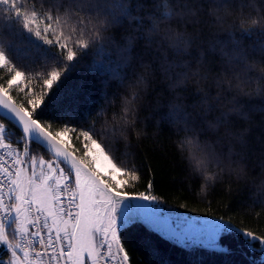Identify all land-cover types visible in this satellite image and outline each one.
Instances as JSON below:
<instances>
[{
	"label": "snow or ice",
	"instance_id": "6c2138e0",
	"mask_svg": "<svg viewBox=\"0 0 264 264\" xmlns=\"http://www.w3.org/2000/svg\"><path fill=\"white\" fill-rule=\"evenodd\" d=\"M145 8L143 0H0V120L7 122H0V246L8 256L0 264H132L124 234L137 223L151 225L184 248L228 253L221 238L237 234L249 249L264 253V232L237 228L223 217L209 218L215 222L211 232L196 235L146 218L135 202L161 205L152 194L153 180L145 191H127L141 179L140 170L116 155L119 141L128 147L135 102L142 98L140 86L153 64L159 62L169 78L181 64L191 69L188 57L196 36L173 22L187 13L197 16L201 8L217 20H233L226 37L211 44L212 52L219 49L223 65L217 97L210 100L206 94L202 101L208 105L205 112L224 101L231 107L209 128L230 127L233 115L251 127L253 109L264 105L249 106L241 97L264 99V0H246L239 16L231 0H152L150 11ZM133 21L137 35L118 44L110 33L132 27ZM137 37L144 41L142 51H137ZM90 54L93 62L85 65ZM149 54L152 59L145 62ZM137 65L144 72L133 75ZM82 66L102 79L105 99L109 87L129 90L122 116L109 120L101 109L94 114L82 107L92 102L87 85L67 87ZM177 75L183 77L179 83L186 82L187 72ZM52 108L57 111L48 114ZM164 120L177 135L184 133L177 147L187 148L196 170L213 179L207 168L219 166L221 157L192 135L193 115L179 102L171 103ZM8 123L18 136L9 132ZM247 131L235 137L241 148L247 145ZM258 196L264 208V191ZM148 254L158 253L150 247Z\"/></svg>",
	"mask_w": 264,
	"mask_h": 264
},
{
	"label": "trees",
	"instance_id": "16d2710c",
	"mask_svg": "<svg viewBox=\"0 0 264 264\" xmlns=\"http://www.w3.org/2000/svg\"><path fill=\"white\" fill-rule=\"evenodd\" d=\"M151 2L152 0H143L146 12L150 11L147 6ZM205 2L206 0H199L201 4ZM231 2L235 5L237 16L246 11V0ZM238 23L239 21L235 22L236 25ZM135 26L136 22L133 21L132 27L125 25L113 29L110 34L118 44H122L128 35H137ZM173 26L186 29L196 36V44L188 57L191 69H186L181 64V67L173 70L169 78L160 71L159 62H156L146 75V83L140 86L142 98L135 102L137 115L135 123L128 131V147H125L126 142L123 140L116 146V155L126 159L130 165L135 164L140 170L141 179L136 182L134 188L126 190L145 191L147 182L151 179L154 184L152 194L157 196L164 206L191 216L223 217L237 228H248L260 234L264 232V208L260 206L258 196L259 192L264 191V109H253L251 127L233 115L230 127L209 128V123L231 105L224 101L212 111L205 112L208 105L202 102L206 94L210 100L217 97L220 86L217 77H220L222 82L223 65L219 49L212 52L211 44L217 38L226 37L231 30L230 26H233L232 17L225 16L223 21H220L216 16L210 15L208 9L201 8L195 17L190 13L182 18L177 17ZM235 35L239 37L243 34L237 31ZM137 39L139 40V37ZM244 40L246 44L251 42L247 36ZM152 47L155 51L156 45ZM136 48L137 51H142L145 48L144 41L139 40ZM156 54L163 55L162 52ZM151 59L149 54L145 57V62ZM92 62L93 55L90 54L85 58L84 64L90 65ZM143 72L144 69L137 65L135 73L132 74L140 75ZM183 72H187L188 78L185 83H179L183 77L177 74ZM76 82L87 85L86 94L90 93L92 96V102L85 101L82 104L84 109L93 110L94 114L97 109H101L107 113L109 120L124 114V98H130L129 90L109 87L105 99L102 79L95 72H89L86 66L73 73L67 87L71 88ZM114 94L115 99L112 98ZM228 98L231 99V95ZM241 99L246 100L249 106L264 105V99L259 97ZM177 102L195 118L192 133L194 138L221 157L219 166L213 163L207 168L213 179L205 180L203 170H196L194 162L189 160L187 148L177 147L184 133L177 135L175 129L164 120L169 105ZM56 111V108H52L48 114H55ZM104 119V116L100 117L101 123ZM7 126L13 136L19 135L18 130L10 123ZM99 126L98 124L97 127ZM245 129L248 130L247 145L241 148L240 141L235 137ZM124 235L127 239L125 244L132 255V264H262L264 260V253L249 249L237 234H228L221 238V246L228 248V253H216L200 246L184 248L167 240L152 230V226L144 223L130 226V230ZM150 247L155 248L158 254L149 255ZM256 248H259L258 244ZM0 258H8L6 249L2 246Z\"/></svg>",
	"mask_w": 264,
	"mask_h": 264
},
{
	"label": "rangeland",
	"instance_id": "374dc122",
	"mask_svg": "<svg viewBox=\"0 0 264 264\" xmlns=\"http://www.w3.org/2000/svg\"><path fill=\"white\" fill-rule=\"evenodd\" d=\"M136 211L146 218L162 219L165 224L174 228L177 233L196 235L199 232L210 233L215 222L209 218L186 215L171 208L155 203L135 202ZM151 226V225H150Z\"/></svg>",
	"mask_w": 264,
	"mask_h": 264
},
{
	"label": "clouds",
	"instance_id": "9594fccd",
	"mask_svg": "<svg viewBox=\"0 0 264 264\" xmlns=\"http://www.w3.org/2000/svg\"><path fill=\"white\" fill-rule=\"evenodd\" d=\"M204 179H205V180H210V179H208L207 177H204Z\"/></svg>",
	"mask_w": 264,
	"mask_h": 264
}]
</instances>
